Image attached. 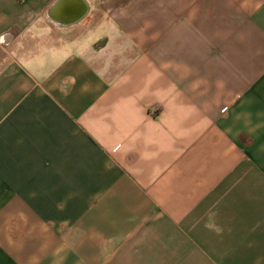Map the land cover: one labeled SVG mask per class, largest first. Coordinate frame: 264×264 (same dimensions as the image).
I'll return each instance as SVG.
<instances>
[{"label":"crops","instance_id":"0c3cea01","mask_svg":"<svg viewBox=\"0 0 264 264\" xmlns=\"http://www.w3.org/2000/svg\"><path fill=\"white\" fill-rule=\"evenodd\" d=\"M0 264H264V0H0Z\"/></svg>","mask_w":264,"mask_h":264}]
</instances>
